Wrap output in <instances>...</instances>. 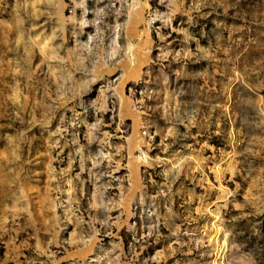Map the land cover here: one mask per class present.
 Returning <instances> with one entry per match:
<instances>
[{"label": "rangeland", "instance_id": "374dc122", "mask_svg": "<svg viewBox=\"0 0 264 264\" xmlns=\"http://www.w3.org/2000/svg\"><path fill=\"white\" fill-rule=\"evenodd\" d=\"M0 264H264V0H0Z\"/></svg>", "mask_w": 264, "mask_h": 264}]
</instances>
